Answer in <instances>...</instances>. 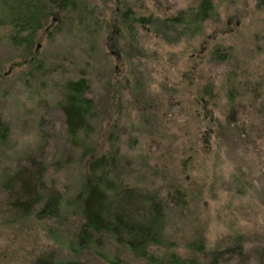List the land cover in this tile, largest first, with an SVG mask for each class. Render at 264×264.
<instances>
[{"label": "rangeland", "instance_id": "rangeland-1", "mask_svg": "<svg viewBox=\"0 0 264 264\" xmlns=\"http://www.w3.org/2000/svg\"><path fill=\"white\" fill-rule=\"evenodd\" d=\"M210 1V18L188 24L203 0H77L75 12L55 9L28 50L0 23V264H33L72 240L71 212L63 233L21 220L9 198L21 182L4 181L43 179L71 204L100 159L102 173L114 168L162 200L164 264H264V7ZM126 12L149 25L122 21ZM181 13L171 31L165 22ZM82 77L96 116L72 143L61 102ZM79 253L86 264H146L106 237Z\"/></svg>", "mask_w": 264, "mask_h": 264}, {"label": "trees", "instance_id": "trees-1", "mask_svg": "<svg viewBox=\"0 0 264 264\" xmlns=\"http://www.w3.org/2000/svg\"><path fill=\"white\" fill-rule=\"evenodd\" d=\"M257 1L259 7H264V0ZM210 3V0H203L199 12L191 15L188 24H203L207 21L213 10ZM55 9L61 13L75 12L78 10L77 0H0V23L12 30L9 39L13 44L28 50L35 42L38 32L43 29L44 22L56 14ZM122 20L127 19L123 17ZM174 20L180 24L185 23V13ZM88 89V82L83 77L68 82L63 89L61 107L67 118L68 135L72 143H77L80 134L96 116L95 104L87 97ZM6 130L7 127L0 118L1 141L6 139ZM104 167V159L90 162L89 173L71 204L56 188L47 187L43 179L29 178L21 181L23 175L20 176L19 173L9 176L7 182L4 181L5 189L21 182L18 195L11 193L9 197L12 201L10 209L20 212L21 220L33 217L38 223L42 222L50 228L53 225L57 232L63 233L65 230L57 225L70 218L69 212L73 216V221L69 220L72 230H66L72 240L66 238V242H63L58 239V251L42 252L33 264H86L79 260V251H85L95 240L99 243L104 237L109 242L114 241L134 259L146 264L165 263V258L157 255L159 248H165L163 232L167 225V211L162 200L150 192L123 185L114 177V168L102 173ZM36 208L38 210L33 212ZM52 231L53 229L49 230ZM65 247L74 257L60 258V252ZM191 248L200 253L203 245H191ZM168 258L172 260L174 255ZM212 258L213 256L208 257L207 261L216 264V260ZM172 261L173 264H200L198 259Z\"/></svg>", "mask_w": 264, "mask_h": 264}, {"label": "flooded vegetation", "instance_id": "flooded-vegetation-1", "mask_svg": "<svg viewBox=\"0 0 264 264\" xmlns=\"http://www.w3.org/2000/svg\"><path fill=\"white\" fill-rule=\"evenodd\" d=\"M129 14H130V12H126L124 15H122L121 20L123 19V17H125V19H129L131 22L139 25L140 27H145V24L149 25V23H150L149 20H145L144 18L137 17V16L136 17H132V15H129ZM135 19H139V20H135ZM174 19H178V18L176 17V18H173V19H167V21L165 22L166 25L168 26V28L171 31H176L177 30V25H181L179 22H176V20H174ZM122 21H124V20H122ZM157 24H160V25L163 24V26L165 25L164 23H157ZM194 24H200V23L197 22V23H194ZM198 28H199L198 31H200V27H198ZM131 29H133V27H131Z\"/></svg>", "mask_w": 264, "mask_h": 264}]
</instances>
